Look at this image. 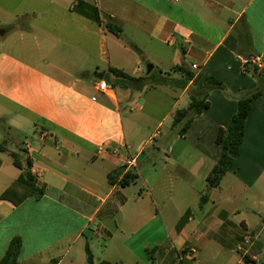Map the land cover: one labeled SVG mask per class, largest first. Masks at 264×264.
<instances>
[{
    "label": "crops",
    "instance_id": "1",
    "mask_svg": "<svg viewBox=\"0 0 264 264\" xmlns=\"http://www.w3.org/2000/svg\"><path fill=\"white\" fill-rule=\"evenodd\" d=\"M0 29V115L32 129L20 163L45 187L18 205L0 200V261L20 238L18 264H87V248L95 264H264V88L234 168L219 187L207 182L220 129L258 87L250 70L264 75V0H0ZM178 51L188 65L168 60ZM149 57L163 81L118 93L110 69L141 78ZM179 66L194 74L188 83ZM207 77L225 91L205 92L209 107L180 135L174 116ZM13 145L0 152V197L24 171ZM100 145L120 151L98 155ZM133 153L146 156L126 169Z\"/></svg>",
    "mask_w": 264,
    "mask_h": 264
},
{
    "label": "trees",
    "instance_id": "2",
    "mask_svg": "<svg viewBox=\"0 0 264 264\" xmlns=\"http://www.w3.org/2000/svg\"><path fill=\"white\" fill-rule=\"evenodd\" d=\"M87 8L91 11V13H86L85 15H88L92 20L101 24V20L97 11L90 6ZM106 28L116 35L121 33V29L119 27H114L111 24H106ZM249 64L252 63L247 62L246 67H248ZM176 69L183 71L187 83L193 79L194 74L192 72H188L184 67L179 66L176 67ZM247 69L246 71L249 72ZM110 71L114 76V82L112 83L113 87L122 86L124 88H128L129 85L134 84L137 88H139L145 81L143 77H131L130 75L116 68H111ZM250 71L257 79L258 87L255 91L244 93L238 99V109L236 114L232 117L228 127L220 129L218 133L217 142L221 146L222 152L219 162L213 167L212 171L207 177L208 186L210 188L219 187L223 178L234 168L236 160L240 155L241 146L244 142L246 123L252 109V102L262 95L264 88V75H261L256 67H253ZM185 86L186 84L183 85V88ZM213 88L225 91L224 85L220 81L212 77H207L200 87L193 90L189 107L176 112L174 116L173 127L179 128L178 133L180 135L186 132L195 118L204 109L209 107V103L205 101L207 96L205 92H208ZM203 92L204 95H201ZM5 143L6 142L0 144V152L8 151L5 148ZM21 150L22 149L19 151H12L10 152V155L13 158L14 165L17 168L24 170L23 174L0 197V200H7L15 205L20 204L30 196H41L45 192V187H39L35 183V179L30 172L31 162L28 160L27 166L21 165L19 153ZM135 180L136 176L129 173L126 175L122 184L128 186ZM21 246L22 242L20 238H15L12 240L5 256L0 261V264H18ZM148 256L150 259H152V251H148ZM87 264H95L94 257L89 248H87ZM98 264L115 263L104 260Z\"/></svg>",
    "mask_w": 264,
    "mask_h": 264
},
{
    "label": "rangeland",
    "instance_id": "3",
    "mask_svg": "<svg viewBox=\"0 0 264 264\" xmlns=\"http://www.w3.org/2000/svg\"><path fill=\"white\" fill-rule=\"evenodd\" d=\"M0 31H4V29H0ZM10 35H8V39L10 38L9 37ZM0 47H2L3 43L5 42V40H2L0 39ZM11 53H14V54H19L21 51H10ZM32 54H36L37 52L36 51H31ZM142 60V70L145 71V74L143 76V79L148 83H156V84H160L163 80L161 78V76H164L165 73H163V75H161V66L156 63L157 61H155V59L149 57L147 60L146 59H141ZM168 60H177L178 64L179 65H182V66H185V65H188V63L185 62L184 60V56L181 55V52L178 51V54H176L175 56L171 55V54H168ZM155 64H158L156 65L155 69L150 73V74H147V67L148 65H153L155 66ZM168 81L169 78H168ZM118 93H121V88L120 87H116ZM141 98L142 99H146L148 101L149 99V93H144L141 95ZM173 101H172V98H171V94H170V91L168 89V112L170 110V107L172 105ZM163 107H165V103L162 104ZM13 111V114H15L16 112H20L19 109H12ZM147 114V111H145L144 113H134V115H139L140 117H143V115H146ZM147 124V123H146ZM149 125V124H148ZM170 125V119H168V127ZM166 126V124H165ZM155 128L152 127V124H150L149 126V133L151 134L152 132H154ZM165 129L163 128L162 129V132H164ZM34 137V133L32 132V129L29 128V127H26V126H23L21 127L20 130H18L15 126L12 125V122L3 118V116L0 115V143H2L4 140H7V142L5 143V145L8 146V148H10L11 150L15 147L13 144L14 142L15 143H18L23 149L20 151V156H21V159L23 161H25V146L27 144V142H31L32 139ZM147 151H152V146H150ZM133 155H137V154H134ZM139 156V155H138ZM5 159H6V162H7V167H13L12 164H11V158L10 156H5Z\"/></svg>",
    "mask_w": 264,
    "mask_h": 264
},
{
    "label": "built area",
    "instance_id": "4",
    "mask_svg": "<svg viewBox=\"0 0 264 264\" xmlns=\"http://www.w3.org/2000/svg\"><path fill=\"white\" fill-rule=\"evenodd\" d=\"M259 61V59H256V61H254V63L257 64V62ZM194 68H196V66H194ZM98 90L100 92H106L108 90V84L101 80L99 83H98V86H97ZM120 151V149L118 147H112V148H108L106 145H100L98 147V155H103L105 153H112V154H118V152ZM139 161V156L138 155H135V156H131V157H128L125 161V168L126 169H130L132 167H135L137 165ZM37 180H38V177H37ZM252 240V237L248 236L246 237V242H250Z\"/></svg>",
    "mask_w": 264,
    "mask_h": 264
},
{
    "label": "water",
    "instance_id": "5",
    "mask_svg": "<svg viewBox=\"0 0 264 264\" xmlns=\"http://www.w3.org/2000/svg\"><path fill=\"white\" fill-rule=\"evenodd\" d=\"M153 68H154L153 65H148V67H147V73L150 74V73L152 72ZM98 79L103 80V81H105V82H107V83H109V84L112 83V80H111L110 74L107 73V72H102V73H100V74L98 75ZM145 156H146V154H142V155H140L139 160L142 161V160L144 159Z\"/></svg>",
    "mask_w": 264,
    "mask_h": 264
}]
</instances>
